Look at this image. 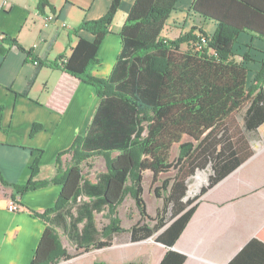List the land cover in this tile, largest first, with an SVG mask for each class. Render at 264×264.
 I'll return each instance as SVG.
<instances>
[{"label": "trees", "instance_id": "16d2710c", "mask_svg": "<svg viewBox=\"0 0 264 264\" xmlns=\"http://www.w3.org/2000/svg\"><path fill=\"white\" fill-rule=\"evenodd\" d=\"M120 1L112 0L104 17L83 21L72 30L69 38L83 31L92 39L77 37L69 56L60 55L53 62L40 60L16 40L0 36V53L7 51L4 46L15 48L36 63L28 87L38 70L47 66L90 85L98 98L85 134L57 155L54 177L34 181L35 161L31 179L12 185L17 195L52 184L61 187L54 206L34 214L46 227L31 264H56L75 257L62 246L58 227L77 252L108 247L116 235L128 233L131 243L154 238L167 248L159 264H183L185 256L170 248L191 218L194 202L250 156L242 133L264 123V60L247 87V68L232 59L240 33L264 40V0H193L190 11L215 22L216 29L208 36L193 27L174 40L162 38L161 33L177 0H135L118 33L121 47L111 73L97 78L89 70L98 64L97 52ZM46 7L55 13L47 0L38 1L41 14ZM184 44L187 51L181 50ZM37 129L35 125L32 133ZM96 158L103 159L105 171L92 181L85 170L93 168ZM208 167L207 186L196 198L186 200L190 179ZM147 173L154 197L162 199L154 217L142 197ZM0 180L8 185L1 176ZM127 197L139 219L125 230L119 208ZM100 213L107 224L98 230L94 217ZM228 264H264V241L252 239Z\"/></svg>", "mask_w": 264, "mask_h": 264}, {"label": "crops", "instance_id": "0c3cea01", "mask_svg": "<svg viewBox=\"0 0 264 264\" xmlns=\"http://www.w3.org/2000/svg\"><path fill=\"white\" fill-rule=\"evenodd\" d=\"M38 1L7 0L6 6L0 1V36L16 40L25 51L30 50L46 62H53L60 55L69 56L77 37L92 39L83 31L70 38L69 33L83 21L104 17L112 3V0H47L55 10L56 20L45 27L44 17L51 11L46 7L41 14ZM134 1H120L109 34L97 52L98 64L90 68V75L102 79L110 75L121 47L118 33ZM192 1L177 0L162 38L174 40L193 27L208 36L214 33L216 23L191 12ZM3 48L7 51L0 53V176L8 185L0 180V264H31L46 227L34 214L41 215L52 208L61 187L52 184L17 195L12 185H24L31 179L35 161L38 172L34 181L54 177L57 155L85 134L98 98L90 85L47 66L38 70L28 87L36 63L15 48ZM188 49L185 44L181 47L182 51ZM233 53V61L243 62L247 68L250 87L264 60V40L240 33ZM35 125L38 129L32 133ZM242 134L250 156L194 202L191 218L170 248L185 256L183 264H228L252 239L264 241V123ZM11 201L19 211L7 209ZM152 239L153 243L148 244ZM138 245L147 249L137 254L132 247ZM106 250L107 258L96 257ZM167 250L154 238L131 243L128 236L126 243L113 241L108 247L81 253L79 257L92 255V258L78 260L77 264H159Z\"/></svg>", "mask_w": 264, "mask_h": 264}, {"label": "rangeland", "instance_id": "374dc122", "mask_svg": "<svg viewBox=\"0 0 264 264\" xmlns=\"http://www.w3.org/2000/svg\"><path fill=\"white\" fill-rule=\"evenodd\" d=\"M253 80H252V83H253ZM92 164H93V168L90 170L89 169L85 170V175L87 176V178L95 180V177L97 174L103 173L105 171V165H104V161L102 158H96ZM198 173L204 174L205 178L201 179L199 186L196 187L195 185L197 184V181H198V179H197ZM170 175L171 174L161 176L160 181H158V183L155 186H159L160 182L164 178H166L167 176H170ZM210 175H211V169L208 167L206 170L198 171L190 179V181L187 185V194H186L187 199L186 200H192L199 195L200 190L203 187L207 186L208 178ZM143 189H144V192H143L142 197H143V200L145 201L147 211L150 214V216L154 217L156 214V211L159 210L160 208H162V199H156L154 197L152 188L150 186V175H149V173H147L144 177ZM104 215H105L104 213L95 214L94 223H95V227L98 230H100L102 228V226L107 224V219L104 217ZM167 217H169V213L167 214ZM119 218L121 220L120 225L125 230L129 229L130 226L135 224L139 219L138 213H137L136 209L134 208L133 201L129 197L126 198V200L123 202V204L119 208ZM81 226L82 225H79V227H81ZM56 231L60 237V240L62 242V246L66 249V251L70 255H75V257H73L69 261V263H66V264H77L78 260H82V259L85 260L87 258L88 259L92 258V255L79 257L81 252H77L75 250V244L65 234V232H63L62 228L58 227L56 229ZM127 238H128V233H122L121 235H116L113 241L116 244L126 243ZM98 239L100 240L99 237L97 238V240ZM152 243H153V239L148 242V244H152ZM132 248H134L136 250L137 254H141V250L145 251L147 249V247H145V245H138V246L132 247ZM143 251H142V254H143ZM107 255H108V251L106 250V251L101 252L99 256L96 255V257L101 258V259H105V258H107L106 257ZM62 264H65V263H62Z\"/></svg>", "mask_w": 264, "mask_h": 264}, {"label": "built area", "instance_id": "2783aa9c", "mask_svg": "<svg viewBox=\"0 0 264 264\" xmlns=\"http://www.w3.org/2000/svg\"><path fill=\"white\" fill-rule=\"evenodd\" d=\"M1 4L3 6L7 5V0H0ZM56 20V15L55 13L50 12L49 14H47L44 17V26L47 27L49 24H51L52 22H54ZM7 209L11 212H16L19 211V207L16 205V203L14 201H11L8 206Z\"/></svg>", "mask_w": 264, "mask_h": 264}, {"label": "bare ground", "instance_id": "6f19581e", "mask_svg": "<svg viewBox=\"0 0 264 264\" xmlns=\"http://www.w3.org/2000/svg\"><path fill=\"white\" fill-rule=\"evenodd\" d=\"M204 178H205L204 174L198 173V175H197L198 181H197V184L195 186L196 187L199 186V183H200L201 179H204Z\"/></svg>", "mask_w": 264, "mask_h": 264}, {"label": "water", "instance_id": "95a60500", "mask_svg": "<svg viewBox=\"0 0 264 264\" xmlns=\"http://www.w3.org/2000/svg\"><path fill=\"white\" fill-rule=\"evenodd\" d=\"M185 199H187V197H185Z\"/></svg>", "mask_w": 264, "mask_h": 264}]
</instances>
